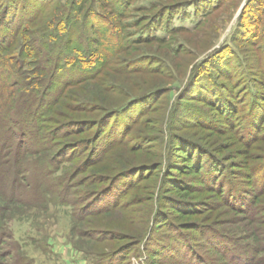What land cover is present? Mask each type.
<instances>
[{
  "label": "rangeland",
  "instance_id": "obj_1",
  "mask_svg": "<svg viewBox=\"0 0 264 264\" xmlns=\"http://www.w3.org/2000/svg\"><path fill=\"white\" fill-rule=\"evenodd\" d=\"M37 6H29L26 12L35 11ZM169 6L178 11L172 27L181 29L173 34L163 26L156 33L166 40L164 43L136 44L133 57L125 60L120 47L126 41H135L142 33L136 22L141 19L147 23ZM258 7H263L259 14L256 13ZM128 10L124 25L130 28L122 30L120 22L111 14L110 23L93 20L98 30L101 27L98 38L87 27L78 30L96 43L92 47L93 58L86 67L97 58L106 60L99 72L87 76L74 67H65L53 74L55 84L51 83L53 76L48 80L47 107H53L54 111L48 112L46 117L51 116V127L60 128L58 137L51 143L48 139L38 140L43 130L38 131L34 126L40 127L39 123L32 122L33 130L22 136L17 125L6 128L11 126L6 120L8 116L0 113V124L4 123L0 125V136L6 134L13 144L23 145L21 157L13 152L15 161L11 164L0 158V173L11 167L10 176L1 175L0 182L9 184L13 192L10 201L3 200L6 207H0V264H149L148 250L153 247L166 253L158 258V264H200L187 254L191 248L204 256L208 264H264V231L261 230H264V136L256 128L251 134L246 131L248 126L251 128L260 121L264 109L253 110L245 96L246 90L240 86L239 99H228L226 78L236 77L237 67L249 66L253 79L264 81V39L253 33L254 29L264 28V0H132ZM21 14L23 12L18 11L16 23L7 31L9 40L19 29ZM5 30L3 28L2 32ZM248 37L252 38L251 42L242 40ZM206 63L208 71L204 72ZM3 71L0 61L2 85L8 81ZM211 73L226 90L213 94ZM84 76L87 77L83 79ZM202 96L226 108L229 122L219 121L212 110L203 106L197 99ZM127 104L123 111H118ZM151 107L156 109L155 113H150ZM232 108L237 110L236 119L230 117ZM81 119H89L88 129H83L84 124L76 125L75 130L67 126L69 121ZM148 119H154L155 123L163 121L166 135L183 133L201 137L221 149L233 145L232 151L252 152L249 164L243 163L242 158L236 159L243 165L235 170L237 176L243 175L237 178L228 172L232 165L229 153L221 156L228 167L226 191L233 192L230 205L237 207L239 213L228 206L217 208L213 215L206 213L218 224L214 226L218 239L210 240L212 234L201 237L194 232L195 239L183 240L181 243L189 246L179 252L166 228L158 227L160 236L146 246L140 244L125 253L119 249V241L109 235L111 231L139 232L142 228L139 219L147 207L152 206L148 193L135 189L136 185L144 184L137 170H128L131 171L128 176H120L109 188L108 181L104 180L113 169L121 172L124 157H132L122 144L138 143L134 133L141 131L142 121ZM198 123L206 126L204 131L197 129ZM217 125H220L219 132L226 134L211 138L209 131ZM129 128L132 133L126 135ZM79 129H83L82 134ZM243 134L250 138H242ZM248 140L253 141L247 144ZM42 143L49 145L43 148ZM158 148L156 145L155 149ZM98 154L100 162L95 160ZM163 155L164 164L168 154L165 151ZM46 166L49 167L46 172L52 174L45 178H66V190L71 191L67 196L70 202L58 201L59 190L52 194L53 189L42 183ZM83 191L91 196L77 198ZM256 198L257 201L262 199V204L256 205Z\"/></svg>",
  "mask_w": 264,
  "mask_h": 264
},
{
  "label": "trees",
  "instance_id": "obj_2",
  "mask_svg": "<svg viewBox=\"0 0 264 264\" xmlns=\"http://www.w3.org/2000/svg\"><path fill=\"white\" fill-rule=\"evenodd\" d=\"M34 4L39 5V7L37 6V9L33 12H26V9ZM131 4L132 0H0V61L5 70L3 73L8 75L7 84L4 82L2 85L0 80V113L3 112V114L5 113L8 116L6 120L9 121L11 126L7 125L6 128L17 125L20 134L24 136L29 130H33L31 123L34 122L35 124H40V127L34 126V128L38 129V131L39 129L43 130L42 136L38 137V140L40 139V141L44 142L43 139H48L51 143L53 138L58 137L59 126L54 127L52 125L51 127V116L46 117L48 112L54 111L53 107H47L48 102L46 101L45 91L47 90V85L50 84L48 80L51 79L53 74L56 75V72L61 71L65 67H74L75 70L83 71L87 76L94 74V72H99L105 66L106 60L101 61L97 58L94 63L92 62L89 64L90 66L86 67L85 64L89 63L88 61L93 58L92 47L96 43H94L95 39L87 36L86 33L78 32V30L87 27L93 31L95 38H98L101 27L98 30L93 20L103 23L109 21L106 23H110L111 14L120 22L122 30L130 28L131 26L128 24L124 25V21ZM48 8H51V10L48 11ZM262 8L258 7L256 13L259 14ZM20 10L23 14L20 15L19 29L16 35L9 40L7 31L16 23L17 13ZM174 10H176L175 7L169 6V8L161 11L162 13L157 17L148 18L149 21L147 23H144L141 19L136 22V27H139L142 33L139 34L135 41H126L120 47L123 49L125 60L133 57L136 44L143 42L164 43L166 40L156 33L163 26L172 30L173 34L181 29V27H172V21L178 13V11ZM166 11L169 12L167 13ZM3 28L6 30L2 32ZM253 33H255L254 36L264 39V28L254 29ZM130 34L132 33H126V35ZM96 40L99 42L98 39ZM242 40H247L249 43L252 38L248 37V39L243 38ZM7 41L9 42L5 46ZM262 55L264 56V53ZM207 64L204 65V72L208 71ZM236 71V77L233 75L226 77L229 81L227 98L232 97L238 100L240 96H237V90L240 86L246 90L245 96L249 98L248 104L253 110L260 107L264 109V81L253 79L249 66L245 68L237 67ZM55 75L52 77V84H55ZM211 75L209 78L212 79L213 94H215L217 90H222L226 86L219 83V78L212 73ZM87 76L82 78L85 79ZM54 87L53 85L52 89ZM197 99L201 101L203 106L212 110L219 118V121L229 122L226 108L219 107L216 103L205 100L203 96ZM127 106L128 104L118 111H123ZM155 110V108L151 107L150 113H155ZM236 112L237 110L234 111L233 108L229 112L231 118L234 116L232 119H236ZM260 116V121L255 122L253 127L250 128L248 126L247 129L245 128L246 131L249 130L247 134L253 132L256 128L257 132L264 136V113ZM88 120H71L67 123V126L75 130L76 125L83 126L82 124H84L83 129L86 130L90 126ZM155 122L154 119L142 121L141 131L138 129L134 133L136 136V139H134H138V143L128 146L129 143L119 141V144L123 143L122 145H126L132 157H124V166L121 172L116 173L117 169H113L111 173L104 177V180L108 181L107 185L109 188L115 184L114 181L120 176H128V172L131 173V171L137 170L144 184L136 185L135 189L141 192L146 191L149 202H152V206L147 207L146 212L139 219V223L142 226L139 232H110L109 235L113 236V240L119 241V249H122L125 253H129L140 244L146 246L150 240H154L158 235L160 236L157 230L158 227L166 228L165 231L169 233L171 239H174V247L179 252L181 249L188 248V243L181 242L183 240L189 241V238L192 240V236H196L193 235L194 232L199 233L201 237H207L212 234L210 240H212L211 238L218 239L217 229L214 227L218 226V224H216L212 212H215L221 206H228L235 213H239L237 207L230 205L233 192L231 190L230 193L226 191L229 181L226 179L228 167L221 156L225 152L229 153V160L232 165L228 172H231L235 178L243 176L241 174L237 176V173H235V170H239L238 167H243L240 161H236V159L242 158L243 163L249 164L253 157L250 150L232 151L233 145H228L221 149L216 145L208 144L201 137L183 133L166 135L163 121ZM241 124L239 123V125ZM0 125H4V123ZM196 126L201 132L206 127L202 123H198ZM219 126L217 125L210 129L211 138H219L226 134L219 132ZM79 130L82 134L83 131ZM131 133L132 129L129 128L126 135H131ZM5 135L0 136V158H4V161H9L11 164L13 160L15 161V156H12L13 152L14 154L18 153L17 157L20 158L23 145L20 147L13 144L11 139ZM241 137L250 138L246 134L241 135ZM84 141L85 139L81 142ZM252 141L248 140L247 144H251ZM42 144L43 148L49 145V143ZM247 144L245 143L246 147L248 146ZM156 145L159 147L158 149H155ZM106 150L107 148L104 151ZM165 151L166 155L168 154V159L163 164ZM99 154L95 159L96 162L99 161L97 160ZM11 156L12 159L8 160ZM226 157L224 156V158ZM145 161H148L149 164L144 163ZM20 162L21 160L18 159L17 163L19 164ZM49 167L46 166L44 172L46 170L49 171ZM143 169H145L144 172ZM3 171L0 176H10L11 167L9 171L8 169ZM50 174L52 172H46L42 176V183L47 188L53 189L51 190L52 194L59 190V197H56L58 201L70 202L67 198L71 191L67 192L66 190V178H54L51 176L45 178V175L49 176ZM223 176L224 179L221 178ZM16 181H19L18 177ZM262 189L264 191V188ZM12 193L9 184L2 185L0 182V200H2L0 201V207H6L3 200L10 201L11 197H13ZM89 196H91V193L83 191V193L77 195V198L88 199ZM257 199L255 201L256 205L262 204L263 200L259 199L257 201ZM207 212H211L212 215H206ZM261 230L264 231L263 229ZM165 231H161V233L166 235ZM186 233H188V236ZM210 248L213 247L210 246ZM148 251V257L151 260L149 264H158V258L166 254L163 249L158 250L157 247H153V249ZM187 254L192 260H196L200 264H208L204 256L200 255L194 248H191ZM18 263L21 264V262Z\"/></svg>",
  "mask_w": 264,
  "mask_h": 264
}]
</instances>
